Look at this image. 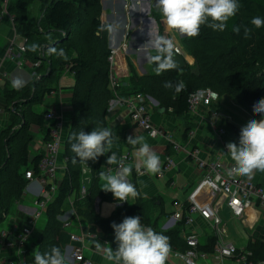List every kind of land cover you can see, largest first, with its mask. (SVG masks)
<instances>
[{
    "label": "trees",
    "instance_id": "trees-1",
    "mask_svg": "<svg viewBox=\"0 0 264 264\" xmlns=\"http://www.w3.org/2000/svg\"><path fill=\"white\" fill-rule=\"evenodd\" d=\"M35 1L40 3V7L38 17L31 21L29 13ZM6 10L13 15L16 33L26 38L23 57L32 65L37 60L40 62L31 67L34 75L29 84L17 90L6 86L1 90L5 100L2 111L8 114L9 124L0 133V219L20 199L28 181L24 172L32 170L35 175L39 173L37 166L41 154H35L30 163L27 160V146L32 140L29 124L44 128L47 110L33 112L34 105L56 89L63 71L72 73L74 77L70 127L63 146V155L67 157L66 170L53 199L42 212L45 223L36 238L35 251H25L23 263L33 264L37 251L44 253L56 246L63 254L59 242L62 222L58 216L63 213L62 206L70 196L73 197L74 214L98 225L104 232L111 229V223H119L135 211L139 214L137 210L142 203L139 195L134 205L117 208L108 218L100 217L95 211V200H109L113 195L110 191L97 188L100 174L104 172H100L96 164L91 166L92 176L86 193L83 196L79 193L83 184L82 162L71 151L69 137L81 129L88 132L107 127L105 116L109 101L114 96L109 87L108 30L104 27L106 23L100 22V0H11ZM1 12L2 0L0 15ZM258 15L264 16V0H241L239 10L228 21L224 31H213L207 25H201L198 35L181 37L184 51L194 59L191 65L160 74L134 75L132 83L139 86L140 93L152 96L161 107H171L176 114L188 111L190 92L207 87L218 96H231L251 117L259 119V114L252 111L251 105L255 99L264 96V27L257 29L250 23L251 18ZM151 16L159 26L158 32L161 31V15L155 5L151 8ZM233 25L239 27L238 33L232 32ZM34 44L37 45L35 50L32 49ZM40 48L43 56H39ZM50 48L63 50L64 55L50 53ZM165 81L173 84L182 81L184 87L176 92L163 87ZM18 117L20 125L14 128ZM233 132L237 139L239 129L233 127ZM139 217L145 225L143 216ZM166 236L170 245L178 244V248L183 249L177 230L173 233L169 231ZM242 253L247 262L264 261V236L249 241L243 250H237L236 255Z\"/></svg>",
    "mask_w": 264,
    "mask_h": 264
},
{
    "label": "crops",
    "instance_id": "crops-1",
    "mask_svg": "<svg viewBox=\"0 0 264 264\" xmlns=\"http://www.w3.org/2000/svg\"><path fill=\"white\" fill-rule=\"evenodd\" d=\"M154 2L155 0H100L102 9L100 22L102 24L111 23L117 26L113 31H108L107 33V47L109 50L118 48V51L114 55L112 71L120 83L118 96L121 98L127 96L128 94L126 95V93L131 94L139 91V86L131 81L132 76L137 75L140 77L156 73L155 64L149 63V57L157 54L154 46L155 41L158 37H161L158 32L157 23L151 16V8L155 5ZM39 7L40 3L33 2L31 8L32 15L29 13L31 21H34L38 17ZM161 20H163V17ZM11 24L8 16L2 13L0 15V75L5 74V77L0 83L1 110H3L5 105V100L1 93L3 87L6 86L8 89H14L11 86V81L19 78L23 81V84L21 87L15 88V90L20 89L26 84H29L34 75V72L31 70L33 65L23 57L22 53L17 52L16 47H14L16 55L14 60L9 59L5 55L7 47L13 40L20 42L21 38H24L17 33V36H15ZM162 28L165 33L163 37L172 40L174 46L180 49L181 55L186 59V64L191 65L194 59L192 56L186 54L175 34L179 37L185 35L175 30H169L165 23H163ZM73 84L74 77L72 73L66 70L63 71L56 89L53 90L54 93L46 95L42 102L33 107V112L39 113L44 110H52L60 116V135L63 146L70 127L72 110L70 102ZM150 97L158 104L155 98ZM226 99H229L228 101L231 104H234L235 107L251 117L236 104L233 98H229L228 95H222L209 106L201 105L192 111H186L181 114H176L171 107L164 108L158 104V106H154L149 110L150 120L154 125L160 126L167 132H170L176 141L186 147V151H191L194 154L195 158L211 160L222 151L221 144L236 140L235 134L231 129L233 127L239 129L233 124V115L221 108ZM213 112L217 115L214 120L216 127L222 129V133L220 134H217L216 130L214 131L210 125V117ZM226 116L230 117V121L226 119ZM105 117L107 127H111L117 137V140L111 146V151L116 152L118 159L121 155H127L129 157V160L123 164V167L127 166L132 168L128 180L134 184L140 193L142 205L139 208L140 210H137L139 214L136 211L134 213L138 216H143L145 227L151 228L163 235H167L169 231L173 233L177 230L178 236L182 240L180 242L183 245V249L178 248V244H169L170 252L165 264H185L180 258L174 255L173 251L182 252L186 250L188 247L185 248V244L186 237L188 236H194L198 243L197 250L207 254L206 258L200 259L198 264H248L250 262L259 264L263 262H247L240 255L216 258L212 254L218 242H228L222 238L224 233L228 235L227 227L232 228L229 231H234L237 236H243L247 240L242 248L235 247L237 250H243L249 241L262 238L264 236V215L259 210L247 208L243 215L245 221H241L240 218H234L226 207H222L218 211V216L221 220V224L219 225L220 231H216V228H214L211 222L201 218L197 212L189 213L186 208L188 194L195 188L201 177V173L193 163L194 159L188 157L186 152H175L164 138H151L144 131L135 127L130 121L126 109L118 105L114 96L109 101ZM8 124V114L3 111L0 112V133L8 128ZM17 125H20L19 117L16 120L14 128ZM29 132L32 140L27 146L28 163H30L35 154L41 153L40 146L42 145L43 128L34 123H30ZM188 132H191V134L188 135ZM128 136H143L145 141L158 154L160 164L169 156L173 159L174 166L165 170L161 175H158L157 172L149 174L146 171L141 175H137V169L134 165L140 163L139 158L135 155L138 146L127 144L126 137ZM109 154L105 153L98 157L92 165L96 164L100 172L105 173L108 171L109 174H113L116 165H108L106 163V156ZM224 158L229 162H233L227 152L224 153ZM141 169L143 168L141 167ZM89 176L91 179L92 174L90 171ZM240 176L264 188V171H254L250 176ZM90 179L84 184L86 188L90 183ZM103 186L104 180L100 176L97 181V188L104 191L101 189ZM38 191L39 185L35 181H26L20 199L11 207L9 212L4 213V216L11 215L12 217L11 223L6 230H12L14 227L20 229L29 223L30 215L35 208L34 205ZM72 199L73 197L70 196L66 200L62 206L64 211L58 216V219L69 220V230L73 233L84 235V256L89 258L92 264H110V262L103 258V249L108 246L115 247L112 228L108 232H104L98 225L86 222L76 214L69 217L70 211L73 210ZM198 200L207 201L206 197L201 198V196L198 197ZM22 202L24 204H21ZM134 202L136 203V199H129L123 206L134 205ZM123 206L112 196L109 200L105 201L99 199L95 211L100 217L108 218L117 208ZM176 211H180L184 218L189 217L191 222L187 224L184 220L178 221L173 219L172 214ZM42 216L43 213L39 216L41 217L39 220H35L30 224L31 234L27 243L24 245L25 251L33 253L36 249V238L41 233L45 223V219ZM59 242L63 256L65 257V262L72 264L69 261L72 244L67 238L66 231L60 232ZM228 243L233 244L232 242ZM25 251L23 254H19L16 249L0 247V262L5 259L15 260L19 257L24 259Z\"/></svg>",
    "mask_w": 264,
    "mask_h": 264
},
{
    "label": "built area",
    "instance_id": "built-area-1",
    "mask_svg": "<svg viewBox=\"0 0 264 264\" xmlns=\"http://www.w3.org/2000/svg\"><path fill=\"white\" fill-rule=\"evenodd\" d=\"M7 0H2V13L8 16L11 21L13 32L17 36L13 15L9 14L6 10ZM14 47L17 52L24 53L26 50V38H21L20 42L13 40L7 47L5 55L9 59L14 60L16 58ZM118 51V48L110 50L108 56V62L110 67L109 74V87L111 88L114 97L118 105L123 106L129 116L132 124L138 129L144 131L149 137L156 138L162 137L171 148L177 153H184L190 158H193V163L197 170L201 173V177L198 180L195 188L188 194L187 197V211L189 213L197 212L199 216L212 223L216 231L219 230L221 220L218 216V211L222 207H226L234 218H240L241 221H245L243 217L244 211L247 208H254L259 210L264 215V188L252 181L246 180L239 174L232 173L229 175L234 162L227 161L224 158V153L227 149L226 144H221L222 151L211 160H202L195 158L194 154L190 151H186V147L176 141L170 132H167L160 126H156L150 120L149 110L154 106H158L150 95L136 92L125 97H119L117 94V88L120 86L118 79L115 77L112 71V63L114 55ZM174 52L181 54L180 49L174 46ZM39 56H43V50L39 49ZM40 60L33 63L34 66L39 64ZM5 74L0 75V83L4 79ZM51 91L49 94H53ZM218 94L210 88H198L188 94V111L196 109L198 106H209L212 102L218 99ZM0 112L2 110L0 109ZM220 115V114H219ZM217 115L213 112L210 121V125L216 130L217 134L222 133V129L217 128L215 125V119ZM226 119L230 121V118L226 116ZM61 119L54 111L47 110L44 114V128L42 134L41 157L38 163V175H35L32 170L24 172V177L28 181H35L39 185V191L36 195L35 208L30 215V221L26 226L17 229L14 227L12 230L0 231V247H6L10 249H16L19 254L24 253V245L27 243L31 234L32 224L46 208L47 204L53 199V196L57 190V187L62 180V176L66 170L67 157L63 155V144L60 135ZM191 132H188L190 135ZM47 135V139L44 136ZM120 167L129 160L127 155H121L119 157ZM174 166V161L171 157H166L164 162L160 164V169L157 172L161 175L165 170H168ZM91 169V168H90ZM89 169V171H90ZM119 168L115 166L113 174L118 171ZM85 169L82 168L84 174ZM145 172L143 169H137L136 174L141 175ZM109 174L108 171L105 172ZM80 196L86 193V187L84 184L80 186ZM206 197L207 201L198 200V197ZM99 199L95 200V207L98 205ZM120 205H124L126 201H118ZM74 210H71L69 217L73 216ZM133 216H138L136 213ZM67 218V217H66ZM172 218L178 221L184 220L189 224L191 219L189 217L184 218L180 211H176L172 214ZM62 225L61 231L67 232V238L71 242V250L69 255V261L72 264H92L89 258L84 256L83 243L84 235L76 234L69 230L70 222L67 219H61ZM186 244L188 248L182 252L173 251L174 255L180 258L185 264H198L200 259L206 258L207 254L197 250V240L194 236L186 237ZM237 249L233 244L228 242H218L214 248L213 255L216 258L232 257L235 256ZM247 254V253H246ZM23 256V255H22ZM240 257L245 260V254L242 253ZM24 259L19 257L17 259H5L0 264H24ZM258 264V263H248ZM264 264V261L259 263Z\"/></svg>",
    "mask_w": 264,
    "mask_h": 264
},
{
    "label": "clouds",
    "instance_id": "clouds-1",
    "mask_svg": "<svg viewBox=\"0 0 264 264\" xmlns=\"http://www.w3.org/2000/svg\"><path fill=\"white\" fill-rule=\"evenodd\" d=\"M241 0H155L164 23L169 30H175L189 37L198 35L200 26L207 25L213 31H224L228 21L235 16L240 8ZM251 25L259 29L264 27V16H254L250 20ZM109 32L117 26L106 24ZM232 32L238 33L239 27L233 25ZM156 55L149 57V63L155 64L157 74L176 67L174 57V44L172 40L163 36L155 41ZM37 45H33L35 50ZM50 53L63 56V50L49 49ZM23 81L19 78L11 81V86L21 87ZM163 87L172 88L180 92L184 87L183 82L173 84L165 81ZM252 111L259 114V119L249 117L244 121L235 141H229L225 147L227 154L234 162L229 175L236 173L250 176L254 171H264V96L252 102ZM71 151L75 158L86 164L87 160L95 161L99 156H106L108 165H117L119 168L114 174L101 173L104 191H110L117 201L135 200L140 193L128 180L132 168L120 167V160L116 152L111 151V146L117 137L111 127H101L88 132L82 129L69 137ZM126 143L138 146L135 155L140 163L134 165L136 169L141 167L149 174L156 173L160 169L158 154L145 141L143 136H128ZM113 230V242L115 247H105L103 258L110 264H165L170 252L168 237L145 227L139 216H125L119 223H111ZM33 264H65V257L60 248L52 246L49 251L41 253L37 251L33 257Z\"/></svg>",
    "mask_w": 264,
    "mask_h": 264
},
{
    "label": "rangeland",
    "instance_id": "rangeland-1",
    "mask_svg": "<svg viewBox=\"0 0 264 264\" xmlns=\"http://www.w3.org/2000/svg\"><path fill=\"white\" fill-rule=\"evenodd\" d=\"M11 0H7L6 1V4L8 3V2H10ZM31 5H33V3L31 4ZM32 8V7H31ZM101 11H102V9H101ZM30 13H31V15H32V9H31V11H30ZM99 18H100V15H99ZM162 19V16H161V18H160V20H159V22H160V26L162 27V25H163V23H164V20H161ZM155 20V19H154ZM156 21V20H155ZM163 22V23H162ZM159 26H157V28H158ZM159 34L161 35V36H165V33H164V31H163V28H162V30L161 31H159ZM163 34V35H162ZM176 35V38L180 41V43H182L181 42V37H179L177 34H175ZM187 58H190V57H187ZM189 60H191V59H189ZM229 98H232L231 96H229ZM229 99H226L225 101H224V104H223V106L221 107L223 110L225 109L226 110V112H229L231 115H233V117H234V120H233V124H235L238 128L240 127V125L244 122V121H246V119L247 118H249V116L248 115H246L243 111H241L240 109H238L237 107H235L234 106V104H231V102L230 101H228ZM234 100V99H233ZM234 102V101H233ZM232 102V103H233ZM229 117V116H228ZM230 118V117H229ZM232 131H233V128L231 129ZM30 154H33V153H30ZM93 162L94 161H92V160H87L86 161V164L85 163H83L82 162V168H84L85 169V172H84V174H83V176H82V183L83 184H86L87 182H88V180L90 179V176H89V169L91 168V166H92V164H93ZM21 204H24V202H22ZM35 206V205H34ZM11 215H7V216H4V218L0 221V229H2V230H6L7 228H8V225L11 223ZM41 217H38L37 219H36V221L37 220H39ZM42 218H44L43 216H42ZM39 222V221H38ZM226 228V227H225ZM227 229H228V235H226V233H224L223 235H222V238H224L226 241H228V242H232L233 243V246L234 247H236V248H242V246H244L245 245V243H246V238L245 237H243V236H237L235 233H234V231H229V230H232V228L230 227V228H228L227 227ZM2 230H0V231H2ZM230 233H231V235H230Z\"/></svg>",
    "mask_w": 264,
    "mask_h": 264
},
{
    "label": "water",
    "instance_id": "water-1",
    "mask_svg": "<svg viewBox=\"0 0 264 264\" xmlns=\"http://www.w3.org/2000/svg\"><path fill=\"white\" fill-rule=\"evenodd\" d=\"M173 59L176 61V67L173 70H179L186 65V59L179 53L174 52Z\"/></svg>",
    "mask_w": 264,
    "mask_h": 264
},
{
    "label": "bare ground",
    "instance_id": "bare-ground-1",
    "mask_svg": "<svg viewBox=\"0 0 264 264\" xmlns=\"http://www.w3.org/2000/svg\"><path fill=\"white\" fill-rule=\"evenodd\" d=\"M63 177V176H62Z\"/></svg>",
    "mask_w": 264,
    "mask_h": 264
}]
</instances>
